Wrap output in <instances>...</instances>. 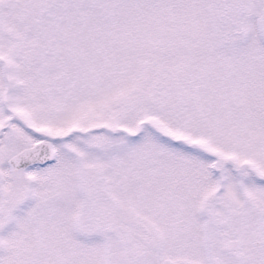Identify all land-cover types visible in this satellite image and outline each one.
<instances>
[{
    "label": "snow or ice",
    "instance_id": "1",
    "mask_svg": "<svg viewBox=\"0 0 264 264\" xmlns=\"http://www.w3.org/2000/svg\"><path fill=\"white\" fill-rule=\"evenodd\" d=\"M0 264H264V0H0Z\"/></svg>",
    "mask_w": 264,
    "mask_h": 264
}]
</instances>
